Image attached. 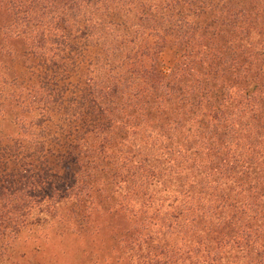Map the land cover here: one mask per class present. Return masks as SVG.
<instances>
[{"label":"trees","instance_id":"trees-1","mask_svg":"<svg viewBox=\"0 0 264 264\" xmlns=\"http://www.w3.org/2000/svg\"><path fill=\"white\" fill-rule=\"evenodd\" d=\"M67 237L264 264V0H0V264Z\"/></svg>","mask_w":264,"mask_h":264},{"label":"rangeland","instance_id":"rangeland-1","mask_svg":"<svg viewBox=\"0 0 264 264\" xmlns=\"http://www.w3.org/2000/svg\"><path fill=\"white\" fill-rule=\"evenodd\" d=\"M88 54L94 53V49L89 48L86 50ZM170 60V55L168 53H165L163 55V61L168 64ZM30 249L31 245H28ZM27 247V246H25ZM42 248L46 250V253L43 252L41 255L38 254L37 257H30L31 260H33V264L39 263L37 262L38 259L42 261L44 264H74V239L72 237L65 238L64 241L56 243V244H50L46 245L45 247L42 246ZM24 249V246L21 245L20 249H18V253H22Z\"/></svg>","mask_w":264,"mask_h":264}]
</instances>
